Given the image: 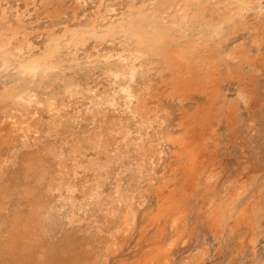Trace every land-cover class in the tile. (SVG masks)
Wrapping results in <instances>:
<instances>
[{"label": "rangeland", "instance_id": "obj_1", "mask_svg": "<svg viewBox=\"0 0 264 264\" xmlns=\"http://www.w3.org/2000/svg\"><path fill=\"white\" fill-rule=\"evenodd\" d=\"M2 1L0 0V8L3 7L0 11V22L3 21V24H0L2 35V37L0 35V54L8 57L5 59L9 67L8 70H4L0 64V72L2 71L0 73V264H23L25 258L31 261H43L48 250L56 248L66 235L75 238L73 249L70 253H64L56 248L55 255L54 251L51 254L55 261H67L71 253H76V258H79V255L83 258V264H154V262L155 264H192V262L193 264H264V0H76V2L75 0H48V3L46 0ZM32 3L35 5H31ZM134 5H138L136 8L139 7V10H135L136 12ZM152 5H157L159 9ZM16 15L18 19H15ZM102 16L105 18L103 19ZM97 17L100 18L97 19ZM141 18L145 19L143 25L148 26L145 28L152 32L154 38L163 37L168 42L167 54L163 52L158 55H149L139 65L136 85L147 87L146 98L150 102V109L157 112L149 116L150 119L145 126L141 124L138 117L132 116V113L125 106L123 107L124 103L120 99L114 107L107 108L95 104L96 100L104 94H111L110 92L116 89V86L112 85L107 78L106 71L109 65L102 63L103 60L112 54L116 56L123 53V50L128 48L122 42L124 39L120 34L115 35L114 38H106L102 43L101 30L106 28L104 26L107 25L106 23H108L107 27H117L130 20ZM8 20L11 23L7 22ZM104 21L107 22L104 23ZM116 22L120 24L116 25ZM13 23L18 25L14 24V28ZM64 32L67 34L64 35ZM13 35L16 40H13ZM59 35L63 38L61 39ZM84 35L86 38L82 37ZM109 39L112 40L108 41ZM120 40L122 47H120ZM97 41L100 43L97 44ZM72 42L77 45H70ZM47 45L59 47L58 55L52 61L56 64L55 69L50 73L66 76L68 81H73L72 95L66 93L61 84L49 88L42 86L38 76L32 78L17 68L16 60L19 61L20 57L38 56L41 50L43 52L48 47ZM69 45L70 47L67 48ZM198 46L199 48H196ZM20 51L22 54L19 53ZM192 55H194L193 58L196 56V60L192 58ZM74 59L76 62L73 61ZM96 65H98L97 70ZM180 66L182 69L179 68ZM12 71H15L14 74ZM76 80L78 83L75 82ZM26 92L36 95L28 104V110L29 112L36 110L35 117L40 121L37 129L31 130L25 136L18 133L21 136L19 138L15 135L17 133L14 132V125L11 123L19 117L17 103L20 99L18 98ZM46 100L49 102L47 103ZM49 103L53 104L52 107L48 106ZM2 108H5L6 112ZM56 111L60 114L59 118L55 116ZM58 119H61L60 127H55L53 121ZM115 120H117L116 123H114ZM114 125L122 129V133L119 134L116 128H113ZM92 130L93 132L106 131L104 138L106 141L110 138L107 141V153L97 152L85 145L78 160L83 168L88 165L94 168L96 161L101 165L105 164L108 174L101 172V179L97 178L95 172L88 169H77L79 174L73 176V168H71L74 166L73 160L68 156L70 144L75 139L87 138ZM124 135L128 137L127 143L123 138ZM140 141L142 147L151 152L149 162L153 163L151 167L154 168V172L150 170V166L146 169L147 171L142 169L139 172L144 156L141 150L137 152L135 144L130 143ZM171 143H174L175 147ZM182 144L185 148L181 146ZM116 147L120 148L121 154L126 155L122 156L124 159L120 163L109 164L108 156H114ZM188 156L191 158L189 159ZM27 158L31 161L26 160ZM34 160L37 161L34 162ZM29 162H32V165ZM32 166L37 167L38 171L49 167L53 172H58L59 166H66L71 190L76 192L70 194L68 191L71 190L67 188L60 192H50L47 186L49 176L45 175L43 180L38 181L31 172ZM22 176L27 178L24 179L25 177L22 178ZM96 180L101 183L98 190V192L101 190L100 197L97 202L88 198L89 191L97 182ZM116 184L122 190L127 188V194L133 198H129L130 210L135 208L133 209L135 211H131L132 215L129 213L126 216V224L129 226L125 233L113 230L116 223L121 224V228L124 227L122 223L126 213L125 204L121 206L115 201L112 202ZM26 188L33 190L30 195L25 193ZM68 195H71L78 210L75 206L72 211L66 202H59ZM38 196H41V200L45 201L49 207L62 204L63 208L59 210L52 229L43 237L33 240L30 236L21 235L24 231V218L21 219L17 231L11 230V220L15 214L26 217L30 201ZM110 205L115 207L112 208ZM131 216L135 218L134 225L130 221ZM174 216L177 219L173 221ZM74 219H76L75 222ZM174 223L178 225L175 226ZM18 232L20 234L17 235ZM172 236L177 238V241L172 250L166 252L167 244ZM13 238L16 239V245L10 249V240ZM165 258L168 261L164 260Z\"/></svg>", "mask_w": 264, "mask_h": 264}, {"label": "bare ground", "instance_id": "obj_2", "mask_svg": "<svg viewBox=\"0 0 264 264\" xmlns=\"http://www.w3.org/2000/svg\"><path fill=\"white\" fill-rule=\"evenodd\" d=\"M3 1H5V0H3ZM2 1V2H3ZM47 1V3H48V0H46ZM51 1V0H50ZM134 1V0H133ZM140 1V0H139ZM145 1V0H144ZM213 1V0H212ZM217 1V0H216ZM237 1H240V0H237ZM17 2H18V0H17ZM34 2V1H33ZM53 2V1H52ZM52 2H50V3H52ZM55 2V1H54ZM53 2V3H54ZM75 2H76V0H75ZM101 2V1H100ZM99 2V3H100ZM106 2V1H105ZM130 2V1H129ZM151 2V1H150ZM161 2V1H160ZM168 2H170V1H168ZM184 2V1H183ZM219 2V1H218ZM253 2V1H252ZM35 3V2H34ZM49 3V4H50ZM131 3H132V1H131ZM153 3V2H152ZM173 3V2H172ZM200 4H201V2H199ZM204 3V2H203ZM136 4V3H135ZM210 4V3H209ZM221 4V3H220ZM26 5H27V3H26ZM31 5H35V4H31ZM43 5V4H42ZM139 5V4H138ZM137 5V6H138ZM158 5V4H157ZM156 5V6H157ZM169 5H170V3H169ZM211 5V4H210ZM102 7H104L103 5H101ZM125 6V5H124ZM135 6V5H134ZM133 6V7H134ZM137 6H135L134 7V11L136 10H139L138 8H136ZM141 7H142V4L140 5ZM145 6V5H144ZM143 6V7H144ZM152 6H154V5H152ZM156 6H154V7H156ZM160 6V5H159ZM183 6H185V5H183ZM207 6V5H206ZM213 6V5H212ZM234 5H232V7H233ZM256 6V5H255ZM1 7H2V5H1ZM51 7V6H50ZM56 7V6H55ZM107 7V6H106ZM128 7V6H127ZM130 7H131V5H130ZM158 7V6H157ZM156 7V8H157ZM166 7V6H165ZM196 7V6H195ZM3 8V7H2ZM2 8H0V11H1V9ZM52 8H53V6H52ZM100 8V7H99ZM105 8V7H104ZM108 8H110V7H108ZM132 8V7H131ZM136 8V9H135ZM154 8L155 10H157V9H159V8ZM208 8V7H207ZM234 8V7H233ZM6 9V8H5ZM55 9V8H54ZM127 10H128V8H126ZM184 9V8H183ZM225 9V8H224ZM45 11H47L46 9H44ZM53 10V9H52ZM102 10V9H101ZM108 10V9H107ZM169 10V9H168ZM173 10V9H172ZM221 10V9H220ZM230 10V9H229ZM228 10V11H229ZM244 10V9H243ZM251 10V9H250ZM255 10V9H254ZM25 11V10H24ZM27 11H28V9H27ZM106 11V10H105ZM111 11V10H110ZM135 11V12H136ZM152 11H153V9H152ZM158 11V10H157ZM164 11V10H163ZM167 11V10H166ZM208 11V10H207ZM259 11H260V9H259ZM258 11V12H259ZM21 12V11H20ZM62 12V11H61ZM126 12V11H125ZM134 12V13H135ZM149 12V11H148ZM174 12V11H173ZM188 12V11H187ZM186 12V13H187ZM198 12V11H197ZM203 12V11H202ZM246 12V11H245ZM262 12V11H261ZM2 13V12H1ZM4 13V12H3ZM18 13V12H17ZM16 13V14H17ZM49 13V12H48ZM130 13H131V11H130ZM143 13V12H142ZM145 13V12H144ZM185 13V14H186ZM204 13V12H203ZM210 13V12H209ZM218 13V12H217ZM22 14V13H21ZM20 14V15H21ZM123 14V13H122ZM128 14V13H127ZM127 14H124V15H126L127 16ZM146 14V13H145ZM178 14V13H177ZM195 14H196V12H195ZM198 14V13H197ZM207 14H208V12H207ZM232 14V13H231ZM236 14V13H235ZM4 15V14H3ZM57 15V14H56ZM130 15V14H129ZM139 15V14H138ZM200 15V14H199ZM202 15V14H201ZM204 15H206V14H204ZM237 15V14H236ZM18 16H19V14H18ZM18 16L16 15V17H15V19L17 18L18 19ZM113 16V15H112ZM117 16V15H116ZM149 16V15H148ZM179 16V15H178ZM181 16H183V15H181ZM207 16V15H206ZM211 16H213V15H211ZM215 16V15H214ZM226 16V15H225ZM2 17H4V16H2ZM20 17V16H19ZM103 17V16H102ZM122 17H123V15H122ZM141 17H143V16H141ZM153 17V16H152ZM151 17V18H152ZM200 17V16H199ZM209 17H210V14H209ZM228 17V16H227ZM242 17V16H241ZM22 18V17H21ZM100 18V17H99ZM98 17H97V19H99ZM105 17H103V19H104ZM121 18V17H120ZM126 18V17H125ZM131 18V17H130ZM136 18V17H135ZM186 18V17H185ZM215 18H216V16H215ZM218 18V17H217ZM4 19V18H3ZM6 19H7V17H6ZM20 19V18H19ZM94 19V18H93ZM123 19V18H122ZM137 19V18H136ZM159 19V21H160V18H158ZM202 19V18H201ZM204 19H205V17H204ZM207 19V18H206ZM214 19V18H213ZM96 20V19H95ZM109 20V19H108ZM145 19L143 18H141V19H138V20H135V19H133V20H130V21H128V22H126L124 25H120V26H117V27H115V26H108L107 27V25H108V23H106L105 21H104V23H106L107 25H104V26H106V28L104 29V30H101L102 31V35L100 36L101 37V39H102V43L104 42V39H106V38H114L115 37V35H117V34H120L122 37H123V39L124 40H122V42L123 43H125L126 44V46H128V48L126 49V50H123V53L121 52L120 54H117L116 56H112L111 54H109V55H111V56H107L108 58H106L105 56V58L106 59H104L103 60V62L102 63H105V64H107V65H109V66H107L108 68H107V71H106V75H107V78H109V80H110V82H111V84L112 85H114V86H116V89L114 90L113 89V91L112 92H110L111 94H107V95H105L104 94V96H102V97H100L98 100H96V105H98V106H106L107 108L108 107H114V106H116L117 105V100L118 99H120V100H122L123 101V103H124V105H123V107L125 106V108H127L128 110H129V112H131L132 114V116H136V117H138L139 119H140V122H141V124H143L144 126H145V124H147L146 122H148L149 121V116L151 115V114H157V112H156V110H154V109H150V102L149 101H147V87H144V86H138V85H136V78H137V76L139 75V65H140V63L143 61V60H146L147 59V57L149 56V55H158V54H160V53H163V52H166L165 54H167L168 53V51H166V48L168 47V42L166 41V40H164V38L163 37H160V38H158V39H156V38H154L153 37V35H152V32H149L148 30H146V26H144L143 25V21H144ZM147 20H148V17H147ZM149 20H150V18H149ZM152 20H153V18H152ZM181 20H183V19H181ZM180 20V21H181ZM203 20V19H202ZM208 20V19H207ZM216 20V19H215ZM224 20V19H223ZM6 21V20H5ZM15 21V20H14ZM91 21V20H90ZM110 21V20H109ZM112 21H114V20H112ZM116 21H120V20H116ZM156 21H158L157 19H156ZM198 21V20H197ZM196 21V22H197ZM239 21V20H238ZM3 22V21H2ZM2 22H0V24L2 23ZM7 22H9V23H11L9 20L7 21ZM6 22V23H7ZM17 22V21H16ZM100 22V21H99ZM147 22V21H146ZM163 22V21H162ZM193 22V21H192ZM201 22H203V21H201ZM17 23H20V21L19 22H17ZM23 23V22H22ZM91 23H92V21H91ZM95 23H97V22H95ZM111 23H115V22H111ZM110 23V24H111ZM145 23V22H144ZM150 23V22H149ZM152 24H153V22H151ZM150 23V24H151ZM181 23V22H180ZM184 23H186V21L184 22ZM207 23V22H206ZM214 23V22H213ZM237 23V22H236ZM235 23V24H236ZM3 24V23H2ZM5 24V23H4ZM15 23H13V25H14ZM98 24H100V23H98ZM101 24H103L102 23V21H101ZM109 24V25H110ZM117 24H120V23H118V22H116V25ZM121 24H123V23H121ZM182 24V23H181ZM15 25H18V24H15ZM15 25H14V28H15ZM56 25V24H55ZM94 25V24H93ZM97 25V24H96ZM149 25V24H148ZM155 25V24H154ZM193 25V24H192ZM204 25V24H203ZM202 25V26H203ZM238 25V24H237ZM6 26V25H5ZM4 26V27H5ZM8 26V25H7ZM23 26V25H22ZM89 26H91V25H89ZM179 27H180V25H178ZM212 26V25H211ZM2 27V26H1ZM82 27V26H81ZM80 27V28H81ZM97 27V26H96ZM148 27V26H147ZM204 27H205V25H204ZM209 27V26H208ZM213 27V26H212ZM11 29H12V27H10ZM67 28V27H66ZM82 28H84V27H82ZM102 28V26L100 27V29ZM168 28V27H167ZM170 28V27H169ZM175 28V27H174ZM181 28V27H180ZM16 29H17V27H16ZM20 29V28H19ZM18 29V30H19ZM24 29V28H23ZM65 29V28H64ZM73 29V28H72ZM72 29H70V30H72ZM76 29H77V27H76ZM86 29V28H85ZM94 29V28H93ZM149 29H151V28H149ZM207 29H209V28H207ZM10 30V29H9ZM9 30H7V31H9ZM15 30V29H14ZM21 30V29H20ZM69 30V31H70ZM78 30V29H77ZM90 30V29H89ZM162 30H164L163 28H162ZM173 30V29H172ZM3 31V30H2ZM66 31V30H65ZM68 31V30H67ZM81 31H82V29H81ZM85 31V30H84ZM83 31V32H84ZM95 31H97V30H95ZM170 31V30H169ZM206 31V30H205ZM0 32H1V30H0ZM11 32V31H10ZM13 32V31H12ZM15 32V31H14ZM23 32H25V31H23ZM72 32V31H71ZM73 32H75V31H73ZM98 32V31H97ZM100 32V31H99ZM154 32V31H153ZM4 33V32H3ZM6 33V32H5ZM17 33V32H16ZM22 33V32H21ZM52 33V32H51ZM68 33H70V32H68ZM78 32H76V34H77ZM86 33V32H85ZM8 34H9V32H8ZM7 34V35H8ZM13 34V33H12ZM15 34V33H14ZM18 34V33H17ZM20 34V33H19ZM18 34V35H19ZM22 34H24V33H22ZM67 33H65L64 32V35H66ZM72 34V33H71ZM75 34V35H76ZM92 34V33H91ZM95 34V33H94ZM208 34V33H207ZM1 35V34H0ZM17 35V36H18ZM55 35V34H54ZM69 35V34H68ZM87 35H88V33H87ZM90 35V34H89ZM96 35V34H95ZM94 35V36H95ZM205 35V34H204ZM8 36H11V34L10 35H8ZM16 36V37H17ZM49 37H50V35H48ZM52 36V35H51ZM60 36V35H59ZM80 36V35H79ZM86 35H84V36H82L83 38L85 37ZM93 36V37H94ZM201 36V35H200ZM1 37H2V35H1ZM13 37H14V39L13 40H16L15 39V35H13ZM56 37V36H55ZM54 37V38H55ZM61 37V36H60ZM69 37L71 38V36L69 35ZM74 37V36H73ZM92 37V36H91ZM95 37H98V36H95ZM4 38H5V36H4ZM19 38V37H18ZM17 38V39H18ZM27 38V37H26ZM48 38V37H47ZM63 37H61V39H62ZM86 38V37H85ZM196 38V37H195ZM11 39V38H10ZM22 40H24V38H21ZM60 39V38H59ZM77 39H79L78 37H77ZM96 39V38H95ZM100 39V38H99ZM122 39V38H121ZM171 39V38H170ZM173 39V38H172ZM7 40V39H6ZM9 40V39H8ZM50 40V39H49ZM57 40V39H56ZM72 40V39H71ZM80 41H81V39H79ZM84 40V39H83ZM110 40H112V39H109L108 41H110ZM4 41H5V39H4ZM9 41H11V40H9ZM19 42H20V40H18ZM47 41H48V39H47ZM46 41V42H47ZM55 41V40H54ZM73 41V40H72ZM75 41V40H74ZM80 41H78L80 44H81V42ZM85 41V40H84ZM89 41H91V39H89ZM78 42H76V43H78ZM86 42V41H85ZM84 42V43H85ZM100 43V41H97V44H99ZM118 43H119V40L117 41ZM197 42V41H196ZM204 42V41H203ZM8 43V42H7ZM10 43V42H9ZM14 43H16V42H14ZM48 43V42H47ZM46 43V44H47ZM51 43V42H50ZM59 43V42H58ZM67 43V42H66ZM65 43V44H66ZM73 43V42H72ZM70 43V45H77V44H75V43ZM78 43V44H79ZM109 43V42H108ZM114 43V42H113ZM113 43H111V44H113ZM201 43V42H200ZM4 44V43H3ZM17 44H18V42H17ZM29 44V43H28ZM68 44H69V42H68ZM95 45H96V42L94 43ZM105 44V43H104ZM103 44V45H104ZM125 44H123V45H125ZM196 44V43H195ZM194 44V45H195ZM14 45V44H13ZM58 45V44H57ZM57 45H54V46H48V47H46L45 49H44V51L42 52V50H41V54H39L38 56H27V57H20V60L19 61H15V64L17 65V68L18 69H21L22 70V73L23 74H25V75H30L32 78L34 77V76H38V78H39V80L41 81V85L42 86H45V87H53V86H57V85H59V84H61V85H63V90L64 91H66V93H69L70 95H72V93H74V84H72V82H70V81H68V78L66 79V76L64 77V76H59V74H51L50 73V71L51 70H53V69H55V66H56V64L54 63L53 64V59H54V57L56 56V55H58V52H59V47L57 46ZM70 45L67 47V48H69L70 47ZM122 45V43H121V40H120V47H122L121 46ZM189 45V44H188ZM199 45V44H198ZM8 46V45H7ZM12 46V45H11ZM26 46V45H25ZM86 46V45H85ZM102 46V45H101ZM180 46V45H179ZM45 47V46H44ZM43 47V48H44ZM64 47V46H63ZM79 47H80V45H79ZM83 47H84V45H83ZM82 47V48H83ZM4 48V47H3ZM27 48V47H26ZM81 48V49H82ZM98 48V47H97ZM96 48V49H97ZM196 48H199V46L198 47H196ZM213 48V47H212ZM17 49H19L18 47H17ZM34 49V48H33ZM64 48H62V50H63ZM78 49V48H77ZM81 49H79V50H81ZM91 49V48H90ZM125 49V48H124ZM181 49H183V48H181ZM37 50V49H36ZM69 50V49H68ZM72 50V49H71ZM107 50V49H106ZM178 50V49H177ZM189 50V49H188ZM17 51V50H16ZM26 51V50H25ZM31 51V50H30ZM78 51V50H77ZM170 51V50H169ZM196 51V50H195ZM203 51V50H202ZM40 52V51H39ZM74 52H76V51H74ZM80 52V51H79ZM180 52V51H179ZM178 52V53H179ZM191 52V51H190ZM6 53V52H5ZM11 53V52H10ZM19 53H21V51L19 52ZM29 53V52H28ZM72 53V52H71ZM170 53V52H169ZM175 53V52H174ZM181 53V52H180ZM8 54V53H7ZM22 54V53H21ZM60 54V53H59ZM65 54H66V52H65ZM69 54V53H68ZM75 53H73V55H74ZM84 54H86V53H84ZM89 54V53H88ZM100 54V53H99ZM98 54V55H99ZM185 54H186V52H185ZM194 54V53H193ZM3 55V54H2ZM1 54H0V64H1V66H2V68L4 69V70H8V67H9V63H7V60L5 59V57H6V55H5V57H3ZM9 55V54H8ZM24 55H26V54H24ZM23 55V56H24ZM64 55V54H63ZM79 54L77 53V56H78ZM91 55V54H90ZM89 55V56H90ZM104 55V54H103ZM178 55V54H177ZM196 55V54H195ZM61 56V55H60ZM87 56V55H86ZM97 56V55H96ZM95 56V57H96ZM185 56V55H184ZM190 56V55H189ZM193 56L194 55H192V58H193ZM74 57V56H73ZM73 57H71V58H73ZM79 57V56H78ZM92 57V56H91ZM101 57V56H100ZM100 57H98L99 59H100ZM178 57V56H177ZM196 57V56H195ZM194 57V58H195ZM7 59H8V57H6ZM10 58V57H9ZM58 58H60V57H58ZM58 58H56V59H58ZM62 58V57H61ZM65 58V57H64ZM69 58V57H68ZM75 58H77L76 57V55H75ZM84 58V57H83ZM178 58H180V56L178 57ZM191 58V57H190ZM193 58V59H194ZM15 59V58H14ZM79 59V58H78ZM86 59V58H85ZM85 59L83 60V61H85ZM88 59V58H87ZM186 59V58H185ZM184 59V60H185ZM71 60V59H70ZM76 59H74L73 61H75ZM92 60V59H91ZM195 60H196V58H195ZM67 61V60H66ZM80 61V60H79ZM82 61V62H83ZM88 61V60H87ZM93 61V60H92ZM100 61H102V60H100ZM183 61V60H182ZM56 62V61H55ZM61 63H62V61H60ZM76 62V61H75ZM81 62V63H82ZM91 62V61H90ZM89 62V63H90ZM177 62V61H176ZM185 62H187V61H185ZM197 62V61H196ZM11 63V62H10ZM65 63V62H64ZM180 63V62H179ZM13 64V63H12ZM57 64H59V63H57ZM63 64V63H62ZM68 64V63H67ZM77 64V63H76ZM76 64H74V65H76ZM99 64V63H98ZM177 64V63H176ZM11 65V64H10ZM55 65V66H54ZM64 65V64H63ZM72 65V64H71ZM94 65V64H93ZM0 66V67H1ZM59 66V65H58ZM66 66V65H65ZM68 66V65H67ZM70 66V65H69ZM83 67H84V64L82 65ZM87 66H88V63H87ZM97 66L98 65H96V67H95V69L97 70ZM106 66V65H105ZM60 67H62V66H60ZM60 67H58V68H60ZM64 67V66H63ZM62 67V68H63ZM71 67V66H70ZM69 67V68H70ZM78 67V66H77ZM89 67V66H88ZM93 68H94V66H92ZM101 67H103V66H101ZM11 68H13V67H11ZM66 68V67H65ZM74 68H76V67H74ZM87 68V67H86ZM92 68V69H93ZM179 68H181L182 69V67L180 66ZM15 69V68H14ZM17 69V70H18ZM99 69V68H98ZM12 70V69H11ZM84 70V69H83ZM90 70H91V67H90ZM100 70V69H99ZM166 70V69H165ZM66 71H68V70H66ZM69 71H71V70H69ZM82 71V70H81ZM92 71V70H91ZM93 71H95V70H93ZM184 71V70H183ZM2 72V71H1ZM0 72V73H1ZM7 72V71H6ZM13 72V71H12ZM15 72V71H14ZM14 72H13V74H14ZM21 72V71H20ZM20 72H18L19 74H20ZM72 72V71H71ZM76 72H77V70H76ZM80 72V71H79ZM5 73V72H4ZM7 73H9V72H7ZM54 73V72H53ZM57 73V72H56ZM63 73V72H62ZM68 73H70V72H68ZM22 74V75H23ZM61 74V73H60ZM72 75H73V73H71ZM70 74V75H71ZM77 74H79V73H77ZM86 74V73H85ZM3 75V74H2ZM67 75V74H66ZM69 75V76H70ZM75 75H76V73H75ZM74 75V76H75ZM6 76V75H5ZM86 76V75H85ZM90 76V75H89ZM90 77H93V76H90ZM4 79H5V77H3ZM71 78H72V76H71ZM71 78H69V79H71ZM80 78H81V75H80ZM80 78H78V79H80ZM104 78H106V77H104ZM142 78V77H141ZM83 79V78H82ZM85 79V78H84ZM88 79V78H87ZM10 80V79H9ZM81 81V80H80ZM17 82V81H16ZM75 82H77V80L75 81ZM138 82V81H137ZM74 83V82H73ZM78 83V82H77ZM83 83V82H82ZM81 83V84H82ZM85 83V82H84ZM81 84H80V87H81ZM86 87L88 86V85H85ZM153 86V85H152ZM76 87H78V86H76ZM89 88V87H88ZM46 88H44V90H45ZM58 89H59V87H58ZM92 89V88H91ZM108 89V88H107ZM82 90V89H81ZM3 91V90H2ZM1 91V92H2ZM82 91H84V90H82ZM86 91H87V89H86ZM4 92V91H3ZM24 93V92H23ZM87 93H88V91H87ZM100 94V93H99ZM92 95H94V94H92ZM101 95H103V94H101ZM78 96V95H77ZM79 96H80V94H79ZM91 96V95H90ZM100 96V95H99ZM149 96V95H148ZM7 97H10V96H7ZM20 98H18V99H20V101L17 103V105H18V112H19V117L17 118V120L14 122V123H11V124H13L14 125V127L13 126H11V127H13L14 129H15V131L14 132H16L17 134H15V135H17V137H21L18 133H22L24 136L26 135V133H28V132H31V130H35V129H37V127H38V125H39V119L38 118H36L35 116V114H34V112H36V110L34 111V112H32V111H30L29 112V108H28V104H30L33 100L32 99H34L35 97H36V95H34V94H32L31 92H26V94H24L23 96H19ZM87 97V96H86ZM1 98V97H0ZM2 99H4V98H2ZM81 99V98H80ZM80 99H78V100H80ZM89 99H92V98H89ZM94 99V98H93ZM92 99V100H93ZM8 100V99H7ZM47 101V103L49 102L48 100H46ZM119 101V100H118ZM147 101V102H146ZM5 102V101H4ZM2 103H3V101H2ZM45 103V102H44ZM88 103L89 104H91L90 102H89V100H88ZM93 103H94V101H93ZM40 104V103H39ZM38 104V105H39ZM52 105L53 104H48V106L50 107H52ZM68 105V104H67ZM94 105V104H93ZM95 106V105H94ZM93 106V107H94ZM64 107V106H63ZM8 108V107H7ZM96 108V107H95ZM103 108V107H102ZM3 109V108H2ZM5 109V108H4ZM3 109V110H4ZM33 109V108H32ZM86 109V108H85ZM97 109H99V108H97ZM105 109V108H104ZM116 109H118V108H116ZM40 110V109H39ZM49 111H53L52 109H48ZM90 110V109H89ZM100 110V109H99ZM113 111H114V109H112ZM5 112H6V110H4ZM62 111V110H61ZM86 111V110H85ZM111 111V110H110ZM119 111V110H118ZM125 111H127V110H125ZM12 112V111H11ZM15 112V111H14ZM105 112V111H104ZM128 112V111H127ZM127 112H123V113H127ZM8 113H10V112H8ZM16 113V112H15ZM102 113V112H101ZM159 113V112H158ZM129 114V113H128ZM4 115V114H3ZM52 115V114H51ZM98 115V114H97ZM124 115V114H123ZM53 116H54V114H53ZM55 116H57L58 118H59V116H60V114H59V112H55ZM92 116V115H91ZM4 117V116H3ZM49 117V116H48ZM155 117H156V115H155ZM154 117V118H155ZM159 117V116H158ZM7 118H8V116H7ZM11 118V117H10ZM9 118V119H10ZM16 118V117H15ZM82 118H83V116H82ZM105 118V117H104ZM108 118V117H107ZM117 118V117H116ZM3 119V118H2ZM8 119V120H9ZM13 119V118H12ZM95 119V118H94ZM103 119V118H102ZM132 119H134V118H132ZM4 120V119H3ZM78 120V119H77ZM109 120V119H108ZM118 120V119H117ZM117 120H115V122L114 123H116V121ZM126 120V119H125ZM127 120H128V118H127ZM60 121H61V119H58L57 121H53V125L55 126V127H60ZM97 121V120H96ZM112 121V120H111ZM110 121V123H113V122H111ZM121 121V120H120ZM119 121V122H120ZM150 121H152V120H150ZM163 121V120H162ZM47 122V121H46ZM85 122V121H84ZM98 122V121H97ZM100 122V121H99ZM92 123V122H91ZM95 123V122H94ZM106 123V122H105ZM113 123V124H114ZM153 123V122H152ZM158 123V122H157ZM161 123V122H160ZM164 123V122H163ZM101 124V123H100ZM103 124V123H102ZM133 124V123H132ZM98 125V124H97ZM109 125V127H110V124H108ZM112 125V124H111ZM121 125V124H120ZM142 125V126H143ZM78 126V125H77ZM143 126V127H144ZM151 126V125H150ZM99 127V126H98ZM101 128H102V125L100 126ZM103 127H104V125H103ZM116 128L115 130L120 134V133H122V129H120L119 127L117 128L115 125L113 126V128ZM124 127V126H123ZM147 127V126H146ZM157 127V126H156ZM12 128V129H13ZM77 128V127H76ZM96 128V127H95ZM105 128V127H104ZM107 129V128H106ZM143 129V128H142ZM154 129V128H153ZM53 130V129H52ZM97 130V129H96ZM105 130V129H104ZM103 130V131H104ZM115 130H111V131H115ZM134 130V129H133ZM147 130V129H146ZM158 130H159V128H158ZM9 131H10V129H9ZM89 131H90V128H89ZM111 131H110V133H111ZM138 131V130H137ZM152 131V130H151ZM106 131H104V132H98V131H96V132H93V130H92V132H90L89 134H88V136H87V138H83V139H81V140H77V139H75L71 144H70V147H69V149H68V156L71 158V160H73V165L74 166H71V168H73V176H76V174H79V173H77V169H88V170H91V171H93V173L95 172L96 174H97V178L98 179H101V176H102V174H100L101 172H103L105 175L106 174H108V168H107V166L105 165V164H99L97 161H96V163H95V166L94 165H92V166H94V168H92V167H89V165L87 166V167H84L83 168V166L81 165L82 163L80 162V160H78V157H80L81 156V150L82 149H84V146L85 145H88L90 148H92L93 150H95V151H97V152H106L107 153V147H108V145H107V141L110 139H108L107 141H106V139L104 138V134L106 135V133H105ZM129 132V131H128ZM153 132H155V131H153ZM1 133V132H0ZM138 133V132H137ZM151 133V132H150ZM8 134V133H7ZM114 134V133H113ZM155 134V133H154ZM109 135V134H108ZM111 135V134H110ZM117 135V134H116ZM128 135V134H127ZM144 135V134H143ZM147 135V134H146ZM156 135V134H155ZM4 136V135H3ZM118 136V135H117ZM137 136H139V135H137ZM145 136V135H144ZM114 137V136H113ZM112 137V138H113ZM159 137H160V134H159ZM169 137V136H168ZM123 138L125 139V141L127 140V136H123ZM163 138V137H162ZM171 138V137H170ZM180 138V137H179ZM2 139V138H1ZM24 139V138H23ZM114 139V138H113ZM117 139V138H116ZM145 139H146V136H145ZM169 139V138H168ZM167 139V140H168ZM21 140H22V138H21ZM160 140V139H159ZM162 140V139H161ZM177 140V139H176ZM15 141V140H14ZM13 141V142H14ZM111 141V140H110ZM116 141V140H115ZM147 141V140H146ZM185 141V140H184ZM10 142H12V140L10 141ZM128 141H126V143H127ZM149 142V141H148ZM169 142H171L170 140H169ZM183 142V141H182ZM186 142V141H185ZM20 143V142H19ZM116 144H117V141H116ZM130 144H135L134 146L136 147V150H137V152H138V150H141L142 151V153L141 154H143V158H144V162L142 161V164L140 165V168H139V172H141L142 171V169H144V171L146 170V169H149V166H150V170L151 171H153V169L154 168H152L151 166H152V162H149V160H151L150 158V150H147V149H144L143 147H142V144H141V141L140 142H138V143H133V142H131ZM170 144V143H169ZM171 144H174V143H171ZM124 145V144H123ZM155 145H156V143H155ZM158 145V144H157ZM162 145H166V144H163L162 143ZM185 145V144H184ZM182 147H184L183 146V144L181 145ZM115 147V146H114ZM119 147V146H118ZM160 147V146H159ZM174 147H175V144H174ZM178 147V146H177ZM182 147H179V148H182ZM113 148V147H112ZM156 148V147H155ZM185 148V147H184ZM127 149V148H126ZM161 149V148H160ZM157 150V149H156ZM183 150V149H182ZM181 150V151H182ZM61 151V150H60ZM125 151V150H124ZM133 151V150H132ZM151 151H152V149H151ZM185 152L187 151V148L184 150ZM183 151V152H184ZM62 152V151H61ZM190 152V151H189ZM109 153V152H108ZM110 153H111V151H110ZM114 156H108V162H109V164L111 163V164H113V165H115V164H118V163H120L123 159H124V157H122V156H125L124 154H121V151H120V148H117L116 147V149L114 150ZM140 153V152H139ZM161 153H162V150H161ZM192 153V152H191ZM190 153V154H191ZM67 154V153H66ZM103 155V154H102ZM137 155V154H136ZM160 154H158V156H159ZM183 155H184V153H183ZM179 156L180 157H182L180 154H179ZM33 157V156H32ZM85 157V156H84ZM105 157H106V155H105ZM189 157V156H188ZM187 157V158H188ZM31 158V157H30ZM34 159H35V157H33ZM140 158V157H139ZM142 158V159H143ZM191 158V156L189 157V159ZM39 159V158H38ZM40 159H41V157H40ZM131 159H132V157H131ZM159 159H160V157L158 158V161H159ZM162 159V158H161ZM164 159V158H163ZM166 159V158H165ZM185 159V158H184ZM26 160H28V158L26 159ZM30 161H31V159H29ZM28 160V161H29ZM33 160V159H32ZM98 160V159H97ZM105 160V159H104ZM182 160V159H181ZM193 160V159H192ZM24 161V160H23ZM37 161V160H36ZM35 160H34V162H36ZM99 161V160H98ZM101 161V160H100ZM127 161V160H126ZM157 161V162H158ZM163 161V160H162ZM189 161V160H188ZM41 162V161H40ZM39 162V163H40ZM86 162H87V160H86ZM156 162V161H155ZM166 162V161H165ZM183 162V161H182ZM181 162V163H182ZM30 163V165H32V162H29ZM39 163H37V164H39ZM161 163H163V162H161ZM167 163V162H166ZM130 164V163H129ZM159 164V163H158ZM163 164H165V163H163ZM191 164V163H190ZM195 164V163H194ZM33 165H34V163H33ZM121 165L122 166H124L122 163H121ZM127 165H128V163H127ZM138 165V164H137ZM170 165V164H169ZM35 166V165H34ZM126 166V165H125ZM134 166V165H133ZM139 166V165H138ZM31 167V166H30ZM33 167V166H32ZM41 167V166H40ZM128 167V166H127ZM131 167V166H130ZM159 167V166H158ZM157 167V168H158ZM26 168V167H25ZM28 168H29V166H28ZM37 167H33L32 168V171L31 170H28V171H31V172H33V176L34 177H36L37 179H38V181L40 180H43L44 178H45V175H47V176H49V178H48V190L50 191V192H54V191H56V192H60L62 189H64V188H67L68 190L70 189L71 190V185H70V183H69V181H68V176H69V172L66 170V166H59V170H58V172H53L51 169H49V167H44L43 169H41V170H39L38 171V169H36ZM39 168V167H38ZM116 168V167H115ZM124 168V167H123ZM122 168V169H123ZM160 168V167H159ZM164 168H165V166H164ZM169 168H170V166H169ZM192 168V167H191ZM29 169H31V168H29ZM130 169V168H129ZM132 169V168H131ZM26 170H27V168H26ZM133 170V169H132ZM150 170H148V171H150ZM158 170V169H157ZM186 170H188V169H186ZM3 171V170H2ZM22 171H23V169H22ZM121 171V170H120ZM120 171H119V173H120ZM147 171V170H146ZM150 171V172H151ZM165 171V170H164ZM192 171H194V170H192ZM30 172V173H31ZM118 172V171H117ZM154 172V171H153ZM166 172V171H165ZM164 172V173H165ZM198 172V171H197ZM197 172H196V174H197ZM5 173V172H4ZM23 173V172H22ZM29 173V174H30ZM81 173V172H80ZM152 173V172H151ZM156 173V172H155ZM24 174H25V172H24ZM23 174V175H24ZM28 174V175H29ZM83 174V173H82ZM116 174V173H115ZM186 174V173H185ZM188 174V173H187ZM193 174V173H192ZM195 174V175H196ZM4 175V174H3ZM27 175V176H28ZM120 175V174H119ZM21 176V175H20ZM118 176V175H117ZM155 176V175H154ZM157 177H158V172H157V175H156ZM210 176V175H209ZM209 176H207V178L209 177ZM25 177V176H24ZM23 176H22V178H24ZM92 177H94V176H92ZM96 177V176H95ZM156 177V178H157ZM192 177H195V176H193L192 175ZM27 177H25L24 179H26ZM85 178V177H84ZM137 178V177H136ZM146 178H147V176H146ZM205 178V177H204ZM104 179V178H103ZM109 179V178H108ZM107 179V180H108ZM111 179V178H110ZM132 179V178H131ZM149 179V178H148ZM167 179V178H166ZM166 179H165V181H166ZM193 179V178H192ZM95 180V179H94ZM117 180V179H116ZM151 180V179H150ZM168 180V179H167ZM210 180V179H209ZM1 181V180H0ZM18 181V180H17ZM35 181V180H34ZM97 181V182H96ZM95 182V185L93 186V187H91L92 189L89 191V195H88V198L92 201H94V200H96V202H97V199H98V197H100L99 195V192L101 191H99L98 192V190H99V188L101 187V183H99V181L98 180H96ZM153 181V180H152ZM207 181V180H206ZM23 182V181H22ZM54 182H57V183H54ZM101 182V181H100ZM107 182V181H106ZM24 183V182H23ZM35 183H37V182H35ZM115 183H117V182H115ZM114 183V184H115ZM135 183V182H134ZM145 183V182H144ZM152 183V182H151ZM167 183V182H166ZM31 184V183H30ZM84 184H85V182H84ZM93 184H94V182H93ZM104 184V183H103ZM129 184V183H128ZM142 184V183H141ZM24 185V184H23ZM82 185V184H81ZM121 185V184H120ZM136 185H137V183H136ZM22 186V185H21ZM24 186H26V185H24ZM116 186H117V184H116ZM115 186V188L116 189H114L112 186V188L114 189V198L112 197V196H110L109 195V197H111V198H113V200H112V202L113 201H115L118 205L120 204L121 206L123 205V204H125L124 206H126V207H124V208H126V210L125 209H123V210H125L126 211V213L124 214V218H125V220L123 221V225H124V227L123 228H121V224H119V223H116V224H114L115 226H113V230H115V231H117V232H119V231H122L123 233H125V232H127V226H129L128 224H126V222H127V220H126V216L127 215H129V213H131V215H132V210L133 209H135V208H133L132 210H130V200H129V198L131 197H129V195L127 194V191H126V189L124 190H122L121 188H120V186H117L116 187ZM128 186V185H127ZM139 186V185H138ZM167 186V185H166ZM130 187V186H129ZM155 187V186H154ZM164 187V186H163ZM45 188H47V187H45ZM82 188V187H81ZM90 188V187H89ZM132 188V187H131ZM134 188V187H133ZM134 189H136V188H134ZM138 189V188H137ZM165 190H167V189H165ZM33 190L31 189V188H26V190H25V193H27L28 195H30L31 194V192H32ZM75 191V190H74ZM74 191H68V193H70L71 194V192H74ZM126 191V192H125ZM129 191V190H128ZM137 191H139V190H137ZM162 191V190H161ZM55 192V193H56ZM76 192V191H75ZM130 192V191H129ZM134 192H136V191H134ZM65 193V192H64ZM132 193V192H131ZM140 193V192H139ZM158 193V192H157ZM43 194V193H42ZM57 194V193H56ZM61 196H63V195H61ZM84 196H86L87 197V195H84ZM167 196V195H166ZM170 196V195H169ZM2 197V196H1ZM85 197V198H86ZM104 197V196H103ZM58 198V197H57ZM132 198V197H131ZM142 198V197H141ZM143 198H145V197H143ZM163 198V197H162ZM167 198V197H166ZM42 199V197L41 196H38V197H36L33 201H30V208H29V212H28V214H27V216L26 217H24V216H20V214H15V216L13 217V219L11 220V230L12 231H17L18 230V226H19V224H20V222L22 221L21 219L22 218H24L25 220H24V225H23V229H24V231L22 232V236L24 235V236H30L31 238H33V240H36L37 238H41V237H43L44 236V234H47L48 232H49V230H51L52 229V226H53V223H54V221H55V218L59 215V210H61L62 208H63V205L61 204V205H59V206H52V207H49V205L45 202V201H42L41 200ZM89 199H88V201H89ZM102 199V198H101ZM106 199V198H105ZM133 199V198H132ZM140 199V198H139ZM78 200V199H77ZM85 200H87V199H85ZM111 200V199H110ZM138 200V199H137ZM136 200V201H137ZM80 201V200H79ZM83 201V200H82ZM107 201V200H106ZM158 201V200H157ZM160 201H161V199H160ZM52 202V201H51ZM59 202L60 203H64V202H66L67 204H68V206H69V208L73 211V209H75V206H76V204H75V202H74V200H73V198L71 197V195H68V197L67 198H65V199H61V200H59ZM103 201H101V203H102ZM110 202V201H109ZM111 202V203H112ZM104 203V202H103ZM110 203V204H111ZM136 203V202H135ZM138 203V202H137ZM143 203V202H142ZM163 203V202H162ZM95 204V203H94ZM97 204H99V203H97ZM108 204V203H107ZM106 204V205H107ZM132 204V203H131ZM212 204V203H211ZM236 204V203H235ZM96 205V204H95ZM100 205H102V204H100ZM137 205V204H136ZM157 206H158V204H156ZM169 205V204H168ZM66 206V205H65ZM90 206V205H89ZM93 206V205H92ZM130 206V207H129ZM138 206H140V205H138ZM100 207V206H99ZM104 207V206H103ZM107 207V206H106ZM110 207H112L111 205H110ZM113 207H115V206H113ZM112 207V208H113ZM117 207V206H116ZM59 208V209H58ZM83 208V207H82ZM88 208V207H87ZM95 208H97V207H95ZM111 208V209H112ZM118 208V207H117ZM158 208V207H157ZM228 208V207H227ZM76 209L78 210V208H77V206H76ZM80 209V208H79ZM120 209V208H119ZM121 209V210H122ZM140 210V209H139ZM65 211V210H64ZM79 211H81V210H79ZM110 211V209L108 210V212ZM133 211H135V210H133ZM84 212V211H83ZM86 212V211H85ZM98 212V211H97ZM104 212V211H103ZM115 212H116V210H115ZM122 212V211H121ZM124 213V212H123ZM85 214V213H84ZM102 214V213H101ZM116 214H118V212L116 213ZM225 214H227V213H225ZM70 215V214H69ZM71 215H72V213H71ZM74 215V214H73ZM120 215V214H119ZM118 215V216H119ZM135 215H136V212H135ZM157 215H159V214H157ZM102 216V215H101ZM218 216H220V215H218ZM67 217V216H66ZM78 217V216H77ZM84 217V216H83ZM92 217H94L95 218V216H93L92 215ZM91 217V218H92ZM105 217V216H104ZM226 217H227V215H226ZM97 218V217H96ZM113 218V217H112ZM228 218V217H227ZM236 218V217H235ZM5 219V218H4ZM64 219V218H63ZM118 219V218H117ZM128 219V218H127ZM135 218H133V216H131V218H130V221L131 222H133V220H134ZM175 219H177V218H175V216H174V219H173V221L175 220ZM156 220H158V219H156ZM216 220H218L217 219V216H216ZM215 219H214V221H216ZM57 221V220H56ZM76 221V219H74V222ZM89 221V220H88ZM159 221V220H158ZM211 221H212V218H211ZM93 222H96V221H93ZM104 222H106V221H104ZM117 222V221H116ZM120 222V221H119ZM128 222H129V220H128ZM155 222V221H154ZM177 222V221H176ZM100 223V222H99ZM157 223V222H156ZM219 223V222H218ZM1 224V223H0ZM70 224V223H69ZM97 224H98V222H97ZM113 224V223H112ZM170 224H171V222H170ZM133 225H134V222H133ZM132 225V226H133ZM150 225V224H149ZM172 225H173V222H172ZM174 225L175 226H177L175 223H174ZM216 225H217V223H216ZM8 226V225H7ZM102 226H104V225H102ZM109 226V225H108ZM2 227H3V225H2ZM83 227V226H82ZM89 227V226H88ZM105 228H106V226H105ZM104 228V229H105ZM132 228H134V227H132ZM131 228V229H132ZM175 228H177V227H175ZM130 229V228H129ZM170 229V228H169ZM173 229V228H172ZM98 230V233L100 234V232H99V228L97 229ZM133 230V229H132ZM69 231V230H68ZM96 231V230H95ZM95 231H93V232H95ZM102 231V230H101ZM110 231V230H109ZM174 231H175V229H174ZM14 233H16V232H14ZM91 233V232H90ZM103 233V232H102ZM111 233V232H110ZM174 233V232H173ZM18 234H20V232H18L17 233V235ZM69 234V233H68ZM85 234V233H84ZM88 234V233H87ZM105 234V233H104ZM128 234V233H127ZM58 235V234H57ZM86 235V234H85ZM179 235V234H178ZM21 236V237H22ZM175 236V235H174ZM174 236H172L170 239H169V242H168V244H167V250H166V252H170L171 250H172V248H173V246L175 245V243H176V241H177V238H175ZM20 237V238H21ZM22 238H24L25 239V237H22ZM82 238V237H81ZM180 238V237H179ZM55 239V238H54ZM94 239V238H93ZM99 239V238H98ZM111 239H112V237H111ZM87 241V240H86ZM22 242V241H21ZM24 242V241H23ZM95 242V241H94ZM115 242V241H114ZM112 243V242H111ZM26 244H27V242H26ZM74 244H75V238H73V236H70V235H66L64 238H63V240L60 242V244L56 247L59 251H61V252H64V253H70L71 251H72V249H73V246H74ZM15 245H16V239H12V240H10V249H13L14 247H15ZM166 245V244H165ZM30 247H31V244H30ZM77 247V246H76ZM105 247V246H104ZM163 247V246H162ZM162 247H159V248H162ZM55 247H54V249L52 248V249H50V250H48V252H47V254H46V257H45V260H43V261H31V260H29L28 258H25L24 259V261H23V264H83V258L79 255V258H76V253H71L72 255H69L68 256V260L67 261H64V262H59V261H55V260H53L52 259V257H51V254L53 253V251H54V255H55V249H56ZM80 249V248H79ZM162 250V249H161ZM164 250V249H163ZM28 251H30V250H28ZM34 251V250H33ZM75 251H76V249H75ZM107 251V250H106ZM157 252V251H156ZM162 251H160V253H161ZM43 254V253H42ZM3 255V254H2ZM53 255V256H54ZM105 255V254H104ZM156 255V254H155ZM172 255V254H171ZM78 257V256H77ZM3 258V257H2ZM6 258V257H5ZM42 258V257H41ZM187 258V257H186ZM7 259V258H6ZM106 259V258H105ZM156 259V258H155ZM148 260V259H147ZM152 260H154V258L152 259ZM164 260H167V258H165ZM182 260V259H181ZM188 260H189V258H188ZM14 261V260H13ZM151 261V260H150ZM168 261V260H167ZM166 261V262H167ZM187 261V260H186ZM179 263V262H178ZM85 264V263H84ZM151 264V263H150ZM154 264H155V262H154ZM163 264V263H162ZM164 264H166V263H164ZM189 264V263H188ZM191 264V263H190ZM192 264H193V262H192Z\"/></svg>", "mask_w": 264, "mask_h": 264}]
</instances>
